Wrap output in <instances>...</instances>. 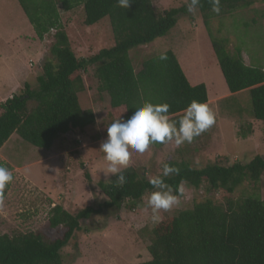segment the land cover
I'll use <instances>...</instances> for the list:
<instances>
[{
    "label": "trees",
    "instance_id": "1",
    "mask_svg": "<svg viewBox=\"0 0 264 264\" xmlns=\"http://www.w3.org/2000/svg\"><path fill=\"white\" fill-rule=\"evenodd\" d=\"M255 1L220 0L219 13L226 14ZM18 2L38 39H43L51 30L54 33L49 46L51 56L42 64L36 77L37 86L25 82L22 90L0 102V148L16 133L33 146L49 149L60 134L93 124V111L83 109L78 98V93L85 88L82 72L88 65L95 66L97 91L108 95L110 115L122 114L125 121L133 115L134 106L146 101L168 103L169 117L175 120H179L192 100L208 101L205 84H190L171 50L164 51L166 60L159 59L161 53L147 58L138 71L128 53L134 46L165 36L187 8L172 7L157 13L152 0H132L127 9L119 7L118 0ZM58 5L64 11L81 5L85 25L107 17L114 44L92 55L77 57L70 47ZM198 10L203 15V24L229 93L248 90L252 118L264 121V69L246 64L240 48L228 50L227 38L212 35L211 0H200ZM29 103H33L31 108ZM246 128L250 130L251 123ZM167 142L153 145L160 147ZM167 163L179 169V174L165 178L174 190L182 183L196 189L204 184L206 193L221 190L229 195L244 181L255 184L264 174V158L258 154L247 163L230 165L208 163L193 168L182 160ZM124 174L127 182L123 186L113 175L98 181L106 199L97 208L85 206L71 213L62 205L54 204L47 225L61 227L60 237L51 239L41 230L0 234V264H63L61 249L80 229L81 220L102 208L119 207L126 199L139 200L145 192L155 190L150 179L135 168L127 167ZM84 175L90 178L86 170ZM176 194L182 195L179 191ZM227 195L223 203L206 198L161 220L151 229L150 259L136 264H264V200L258 195L242 199Z\"/></svg>",
    "mask_w": 264,
    "mask_h": 264
},
{
    "label": "rangeland",
    "instance_id": "2",
    "mask_svg": "<svg viewBox=\"0 0 264 264\" xmlns=\"http://www.w3.org/2000/svg\"><path fill=\"white\" fill-rule=\"evenodd\" d=\"M152 5L157 13L172 7L187 8L186 0H152ZM60 11L70 47L77 57L92 55L114 44L107 17L85 25L81 5L68 12ZM209 16L213 36L227 38L228 50L240 48L246 64L264 69V0L226 14L212 12ZM53 33L51 30L44 37V60L51 56L49 46ZM166 50L176 53L190 81L196 78L205 84L208 97L212 99L208 105L215 113V123L191 143L185 142L179 147L173 140L160 147L151 144L142 154L130 150L128 167L150 179L161 173L163 162L170 160H182L190 167L199 168L208 163H247L257 154L264 158V121L252 118L248 90L229 93L203 24V15L198 9L194 13L188 10L180 13L176 24L165 36L134 46L128 53L135 71H138L144 60ZM94 68V65H88L82 72L85 88L78 93L81 107L94 110L93 124L60 134L49 149L33 146L16 133L0 148V165L13 174L0 203V234L41 230L51 239L60 237L61 227L47 225L54 204L75 213L85 206L97 208L105 201L106 196L98 181L107 180L112 175L105 176L99 170L104 167L99 147L107 138V126L116 119H124L122 114L110 115L107 93L97 91ZM35 86L37 83L32 82V87ZM32 105L29 103V108ZM248 123H251L250 130L246 128ZM181 187L179 205L168 211L161 210L159 221L152 220V211L147 204L151 191L145 192L139 200L126 199L119 207L102 208L88 219L81 220L80 229L61 249L63 264H136L149 260L151 229L156 224L206 198L223 203L227 195L221 190L206 193L204 184L197 189L187 183H182ZM250 195H258L264 200V174L255 184L244 181L227 196L242 199Z\"/></svg>",
    "mask_w": 264,
    "mask_h": 264
},
{
    "label": "clouds",
    "instance_id": "3",
    "mask_svg": "<svg viewBox=\"0 0 264 264\" xmlns=\"http://www.w3.org/2000/svg\"><path fill=\"white\" fill-rule=\"evenodd\" d=\"M132 0H118V6L127 9ZM200 4V0H186L189 13H194ZM212 11L220 12V0H211ZM160 60H166V52H161ZM131 118L125 120L116 119L107 126V138L100 144L99 151L103 153L104 167L100 168L105 176L109 174L116 177V181L123 186L127 180L124 174L130 163L131 151L144 153L153 143H165L175 141L177 147L200 136L215 123V113L206 102L192 100L184 109L179 120L170 119L168 103L153 104L144 102L140 106L133 107ZM172 174H179V169L163 162L159 175L150 178L149 183L154 191L148 196V207L152 211V220L159 221L160 211H168L179 205L177 191L183 192V188L174 190L165 182V178ZM13 174L5 166L0 165V203L6 186L12 182Z\"/></svg>",
    "mask_w": 264,
    "mask_h": 264
},
{
    "label": "crops",
    "instance_id": "4",
    "mask_svg": "<svg viewBox=\"0 0 264 264\" xmlns=\"http://www.w3.org/2000/svg\"><path fill=\"white\" fill-rule=\"evenodd\" d=\"M58 8L62 10L60 5ZM44 39L36 37L18 0H0V102L16 93L25 82L30 85L36 82L44 60L42 49ZM173 53L180 64L176 53ZM186 77L192 85L201 83L196 78L190 81L187 74ZM106 99L109 102L107 96ZM211 100L208 97L206 103H210Z\"/></svg>",
    "mask_w": 264,
    "mask_h": 264
}]
</instances>
